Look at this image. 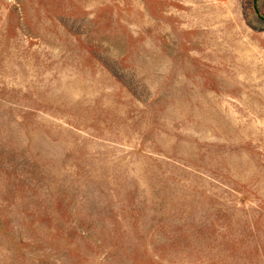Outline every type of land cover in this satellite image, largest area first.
<instances>
[{"label":"rangeland","instance_id":"rangeland-1","mask_svg":"<svg viewBox=\"0 0 264 264\" xmlns=\"http://www.w3.org/2000/svg\"><path fill=\"white\" fill-rule=\"evenodd\" d=\"M0 264H264V0H0Z\"/></svg>","mask_w":264,"mask_h":264}]
</instances>
